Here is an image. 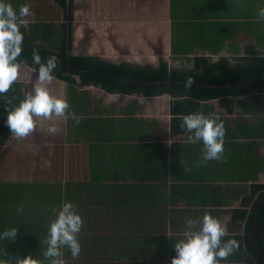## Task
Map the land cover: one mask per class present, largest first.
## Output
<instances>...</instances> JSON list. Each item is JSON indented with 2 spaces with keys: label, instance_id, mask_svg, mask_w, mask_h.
Returning <instances> with one entry per match:
<instances>
[{
  "label": "crops",
  "instance_id": "obj_1",
  "mask_svg": "<svg viewBox=\"0 0 264 264\" xmlns=\"http://www.w3.org/2000/svg\"><path fill=\"white\" fill-rule=\"evenodd\" d=\"M7 2L17 12L27 4L26 28L37 24L57 42L71 27L72 40H83L91 55L97 47L106 51L114 45L115 51L140 53L149 61L132 65L158 67L168 60L167 50L195 53L188 70L199 56L212 64L227 58L237 66L248 47L264 52V21L256 19L260 0ZM215 49L233 54L218 59L201 54ZM35 80V69L22 61L16 81L0 94L5 97L0 99V232L17 229L14 239H0V259L31 256L48 264L43 252L52 208L71 201L83 221L77 234L81 251L74 259L63 248V264H170L186 220L205 212L226 228L228 239L237 237L220 264H257L244 246L246 220L232 218L235 210L252 209V188L264 185V88L227 101H195L197 109L182 103L186 110L179 113L171 95L110 94L81 85L79 76L77 85L53 76L44 86L67 100L79 122L66 109L64 117L53 118L58 129L53 134L47 131L51 121L33 117V130L16 138L5 123L7 108L17 106ZM189 112L213 113L223 121L221 160L198 163L202 144L185 143L180 127Z\"/></svg>",
  "mask_w": 264,
  "mask_h": 264
},
{
  "label": "clouds",
  "instance_id": "obj_2",
  "mask_svg": "<svg viewBox=\"0 0 264 264\" xmlns=\"http://www.w3.org/2000/svg\"><path fill=\"white\" fill-rule=\"evenodd\" d=\"M31 12L27 4L19 6L15 11L7 0H0V94L8 92L10 86L18 77L19 64L17 57L21 53L24 34L21 27H27L26 17ZM256 19L264 21V0H260ZM36 80L31 90L25 92L17 106L11 110L7 108L5 123L10 134L16 138L27 136L34 128L33 117L42 116L48 124L47 131L56 133L57 125L54 117L67 115L79 122L69 109L66 99L50 94L45 82L53 79V70L56 68V57L50 56L43 62L40 55L34 50L32 54ZM190 83V81L188 82ZM5 98L0 95V99ZM181 129L186 134L185 143L195 144L201 142V157L198 163L209 160H221L224 154V126L213 113L207 115L201 112H189L181 118ZM17 211H22L17 207ZM54 218L49 221L45 238L44 258L48 264H63L62 249L67 248L75 259L81 251L77 234L81 230L82 217L76 211L71 201H63L58 208L53 207ZM187 230L183 238L176 240L173 245L175 255L171 257L170 264H220V261L229 256L236 244L235 239L222 240L226 228L213 216L205 212L200 218L186 220ZM198 225V227H197ZM16 227L6 228L0 232V239H14ZM0 264H40L31 256L13 260L0 259Z\"/></svg>",
  "mask_w": 264,
  "mask_h": 264
},
{
  "label": "trees",
  "instance_id": "obj_3",
  "mask_svg": "<svg viewBox=\"0 0 264 264\" xmlns=\"http://www.w3.org/2000/svg\"><path fill=\"white\" fill-rule=\"evenodd\" d=\"M20 31L24 34V39L21 45V53L17 57L19 65L22 61H25L30 67L34 69L37 67L32 61L33 48L25 44V42H31L35 44L38 52L45 57L41 58L42 62L50 56H55L57 63H62L71 68L101 72L130 81L158 83L138 85L113 80L111 77L98 73L75 74L56 63L57 66L53 70V76L60 81L77 85L75 76H79L81 85L92 84L99 86L110 94H138L145 97L171 95L176 99L177 103L176 108L173 106L174 112L183 113L186 110V108H183L182 103L188 106L194 105V108L197 109L199 107L197 103L201 100L222 97L223 101H227V96L246 94L264 88V79L237 87L215 88L168 82L170 80L187 83L190 81V83L218 86L243 82L262 76L264 75V52L255 49L254 46L248 47L246 57L239 58L237 66H232L227 58H222L217 63L212 64L211 60L207 57L199 56L195 58L193 70H188L173 68L165 59H161L160 65L156 67L152 65L138 66L128 63L114 64L96 55L70 54L73 45L71 27L68 33L65 34L63 41L60 42L46 36V31L43 34L37 24L31 25L30 28L21 27ZM44 40H47V43ZM251 198L255 199L252 209L250 211L245 209L235 210L232 219L233 221L239 219L246 220V231L244 234L245 249L255 259L257 264H263L260 251L256 248L250 236V223L255 208L264 200V185H254ZM256 235L264 247V205L257 217ZM229 238L237 237L233 236ZM227 239V236L222 237V240Z\"/></svg>",
  "mask_w": 264,
  "mask_h": 264
},
{
  "label": "rangeland",
  "instance_id": "obj_4",
  "mask_svg": "<svg viewBox=\"0 0 264 264\" xmlns=\"http://www.w3.org/2000/svg\"><path fill=\"white\" fill-rule=\"evenodd\" d=\"M255 1V0H254ZM240 22H237V29L240 30ZM253 26H255V28H257V23L256 22H253L252 23ZM91 35H87V37H90ZM238 36L241 37V34L238 33ZM57 40V39H56ZM44 42H46V40H44ZM232 43H235L236 42H232ZM111 46L113 47L114 45H110V47H108L107 45V49L108 50H104L103 47H100L92 52L95 53V55L101 57L102 59H105V60H110V61H115V64H120V63H128V64H140V65H146L149 63V61L147 59H145V55L143 54H140V53H131V51H125V50H122V51H115L111 48ZM134 46H138V45H134ZM160 47L161 45H157V47L155 48L156 49V52H159L160 51ZM90 50V49H89ZM91 51V50H90ZM230 51V50H229ZM228 50L227 51H224L223 49H219V50H214L211 52H203L201 54H207V56H210L212 57L213 59L216 57L217 59L218 58H221L224 54V52H226L225 54H233L231 53V51L229 52ZM70 54H88V55H91L89 51H87V44L85 42H83V40L81 41H76L74 42L73 41V45H72V49L70 51ZM193 52H191V50H185V52H171L170 50H167L166 52V58L168 59V63L173 67V68H177V69H187L188 67H191L192 66V63H191V60L193 59L192 56H193ZM230 56V55H229ZM231 58V57H230ZM156 59H158V57H156ZM154 61L155 63V60H152ZM157 61V60H156ZM153 63V65H155ZM159 63V61H158ZM191 70V69H189ZM79 79V78H77ZM138 104H140V101H137ZM131 104V103H130ZM129 109H127L128 111ZM127 114V113H126ZM129 114H133V111L132 113H129Z\"/></svg>",
  "mask_w": 264,
  "mask_h": 264
},
{
  "label": "water",
  "instance_id": "obj_5",
  "mask_svg": "<svg viewBox=\"0 0 264 264\" xmlns=\"http://www.w3.org/2000/svg\"><path fill=\"white\" fill-rule=\"evenodd\" d=\"M25 44L31 46L33 48V50H35L40 55L41 58H45L44 56H42L38 52L37 47L35 46L34 43L25 42ZM56 63H57V61H56ZM57 64L62 66V67H64L66 70L71 71V72H73L75 74L76 73L77 74H82V73L97 74L98 73L100 75H105L107 77H111V78H113V80H118V81H121V82L133 83V84H138V85L156 84V83H158V82H153V83L148 82V83H146V82H140V81H130V80L114 77V76L109 75V74H104V73H101V72L79 70V69L71 68V67H69L67 65H64L62 63H57ZM263 79H264V75L256 77V78H253V79H250V80H247V81H243V82H238V83H233V84H224V85H218V86L217 85H205V84H197V83L178 82V81H173V80H170L168 82L169 83H174V84H183V85L197 86V87L215 88V87H237V86L250 84V83H253V82H256V81H259V80H263ZM263 205H264V200H262L258 204V206L255 208V210H254V213H253V216H252V219H251V223H250V236H251L252 241L255 244L256 248L260 251V254H261L262 260H263V264H264V247L260 243V241H259V239H258V237L256 235V221H257L258 214H259L261 208L263 207Z\"/></svg>",
  "mask_w": 264,
  "mask_h": 264
}]
</instances>
